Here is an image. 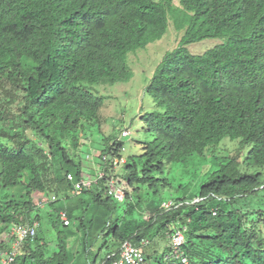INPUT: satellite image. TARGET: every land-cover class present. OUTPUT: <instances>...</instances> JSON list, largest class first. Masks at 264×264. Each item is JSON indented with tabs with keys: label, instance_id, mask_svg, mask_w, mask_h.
<instances>
[{
	"label": "trees",
	"instance_id": "16d2710c",
	"mask_svg": "<svg viewBox=\"0 0 264 264\" xmlns=\"http://www.w3.org/2000/svg\"><path fill=\"white\" fill-rule=\"evenodd\" d=\"M170 20L183 34L144 87L153 108L138 114L152 139L126 158L100 128L105 97L94 86L128 81V55L159 40ZM206 38L221 41L189 50ZM91 124L100 170L86 176ZM224 138L250 145L241 161L213 155L196 195L154 200L168 184L166 163L203 156ZM120 164L124 190L112 177ZM83 179L91 182L75 192ZM110 179L123 201L108 194ZM165 199L177 207L162 209ZM33 223L14 264H72L74 235L83 254L100 237L109 246L99 263L108 264L125 239H147L145 250L168 238V248L177 228L188 264H264V0H0V235Z\"/></svg>",
	"mask_w": 264,
	"mask_h": 264
},
{
	"label": "rangeland",
	"instance_id": "374dc122",
	"mask_svg": "<svg viewBox=\"0 0 264 264\" xmlns=\"http://www.w3.org/2000/svg\"><path fill=\"white\" fill-rule=\"evenodd\" d=\"M174 4L178 5V0H174ZM183 34V30L174 28L170 20L168 28L164 35L157 41L149 43L145 48L136 50L134 53L128 55V66L132 70V77L125 82H117L113 85H96L94 91L101 96H104V104L101 107L99 114L101 116V130L104 135H112L119 139L124 150L121 151L123 157L128 158L130 155L141 154V142L149 141L152 135L145 130L144 124L138 117L139 110L142 108V113L149 112L153 108L152 99L144 93V87L149 81L155 65L159 62L163 54L174 47H176ZM221 39L206 38L199 42L188 45V48L193 53H202L205 50L218 44ZM124 129L130 131L128 136L122 137L120 132ZM86 131L82 135V148H85V154L91 153L90 144L99 146L101 144L100 135L97 132V126L91 124L86 126ZM85 137V139H84ZM239 139L230 140L224 138L218 145L209 147L203 156L192 155L183 162H168L165 166L164 176L168 178V184L161 188L154 200L159 202L161 198H178L183 195H196L199 191L200 185L206 181L208 175L206 174L210 168H213V155L218 156H237L241 161L246 155L250 145L239 148ZM84 145H87L85 147ZM87 148V149H86ZM97 148V147H96ZM101 148V147H100ZM91 164L90 160H83L82 166L88 169ZM215 165V164H214ZM94 172V171H93ZM125 169L122 164L113 169V179L117 186L125 189L122 175ZM86 176H92L89 173L83 172ZM84 175V176H85ZM157 176H161L157 174ZM180 185L184 187L181 188ZM130 189V188H129ZM127 188V190H129ZM141 190V189H140ZM144 193V191H143ZM134 197L130 199L133 201ZM33 201L38 207L45 208L43 205L45 199L39 192L33 194ZM142 203V202H141ZM122 204V203H121ZM144 212L143 205L141 207ZM144 216H148L144 212ZM66 230H74V225L71 224L65 228ZM264 232V227L262 228ZM76 235L70 237L68 245H72L74 258L72 264H89L92 259L99 263L103 259L108 250V244L100 246L101 238L95 240L96 244L92 246L89 253L83 254L77 243L72 240ZM107 243V242H106ZM109 243V242H108ZM157 244V240L153 239L149 246L144 250L146 264H166L162 259L163 248H157L153 251ZM100 246V247H99ZM113 244L110 245V248Z\"/></svg>",
	"mask_w": 264,
	"mask_h": 264
},
{
	"label": "built area",
	"instance_id": "2783aa9c",
	"mask_svg": "<svg viewBox=\"0 0 264 264\" xmlns=\"http://www.w3.org/2000/svg\"><path fill=\"white\" fill-rule=\"evenodd\" d=\"M128 131H123L122 134H127ZM87 157V156H86ZM68 178L71 180L72 176L69 175ZM73 181V180H71ZM91 180L83 179V181L74 182V191L79 192L81 190V185H88ZM108 194L113 195V197L121 202L124 200L123 190L116 187L113 180L108 181ZM54 198V197H52ZM161 208L164 210H171L173 207H177L174 202L170 199H165L160 204ZM62 219H65V214L61 213ZM35 223L28 224H12L9 228L0 235V242H5L8 245L7 248H0V264H14L15 258L17 256V246L20 242L35 233ZM185 238L181 228L175 229L170 235V243L167 250L162 254V259L169 263H181L188 264V258L183 250V245ZM148 243L147 239H141L140 243L137 245L125 239L122 241L119 247V252L116 257L110 259L108 264H146L145 263V253L143 246ZM99 264H104L99 263Z\"/></svg>",
	"mask_w": 264,
	"mask_h": 264
},
{
	"label": "crops",
	"instance_id": "0c3cea01",
	"mask_svg": "<svg viewBox=\"0 0 264 264\" xmlns=\"http://www.w3.org/2000/svg\"><path fill=\"white\" fill-rule=\"evenodd\" d=\"M100 146H101V144L99 146L93 145L92 143L90 144L91 153L89 152V154L92 155V156H94V157L90 160L91 161V164L89 165L88 169L87 168L86 169H83V170H85L84 172H87L88 171V172H92V173H89V174H95L96 172H98L100 170L99 169V165H98L97 160H96V155L99 152ZM85 147H87V146H85ZM167 244H168V238L167 239L157 240V244H156V246H155V248H154L153 251L156 252L157 250H155V249H157V248H163V250H162V253H163L166 250Z\"/></svg>",
	"mask_w": 264,
	"mask_h": 264
},
{
	"label": "clouds",
	"instance_id": "9594fccd",
	"mask_svg": "<svg viewBox=\"0 0 264 264\" xmlns=\"http://www.w3.org/2000/svg\"><path fill=\"white\" fill-rule=\"evenodd\" d=\"M166 250H167V248H166ZM166 250H165V251H166ZM165 251H164V252H165ZM164 252H163V253H164ZM163 253H162V254H163Z\"/></svg>",
	"mask_w": 264,
	"mask_h": 264
}]
</instances>
